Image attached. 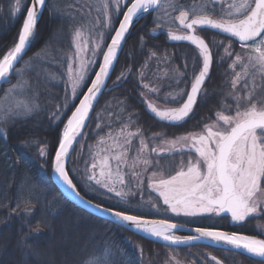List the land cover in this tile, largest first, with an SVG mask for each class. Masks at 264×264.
<instances>
[{
    "label": "trees",
    "instance_id": "16d2710c",
    "mask_svg": "<svg viewBox=\"0 0 264 264\" xmlns=\"http://www.w3.org/2000/svg\"><path fill=\"white\" fill-rule=\"evenodd\" d=\"M21 2L22 5H30V0ZM48 3L49 7L38 25L31 48L17 66L28 72L27 78L36 93L38 107L27 119H17L14 125L9 124L7 138L0 135V264H86L87 259L106 244L110 246L111 258L117 264H142L136 255L135 242L145 247V254L151 258L152 264H163L168 254L189 264H216L212 256L217 257L221 264H253L245 255H234L218 247L204 244L175 247L142 238L86 213L59 192L52 181V165L58 140L62 138L67 119L79 104L98 67L96 64L88 70L86 83L78 89L77 97H66V91L70 93L65 75L67 58L74 52L72 34L80 23L90 26L97 18L104 20V17L97 10L102 0H48ZM178 3L187 8L201 3V0H178ZM12 4L14 0H0V56L14 46L26 17L25 10L17 18L11 17ZM51 5L56 7L52 8ZM125 5L122 4V11L130 5L129 0ZM169 11L170 15L160 9L150 13L129 36L110 78L109 91L100 99L68 165L70 178L85 198L106 207H127L142 217L155 216L149 213L147 206L137 205L134 200L130 203L120 201L114 193L88 181V169L93 162L98 141L101 137H107L109 132L115 135L130 116L133 118L131 129L134 131L140 127L149 146L161 143V139L172 140L191 132H201L206 124L215 121L216 113L222 110V106L235 103L231 99L230 85L233 70L229 65L232 59L225 55V48L231 43L233 54L244 51L232 39L198 29V34L205 38L213 54L210 79L186 122L168 124L160 121L148 110L147 103H153L158 110L178 107V103L171 102L169 94L189 91L201 65L198 49L167 41L169 27L179 31L178 21H174L179 11ZM157 16L162 19L155 20ZM113 18L114 27H117L122 15H113ZM157 23L161 25L159 28ZM109 35L105 45L110 40ZM153 52L155 56L150 55ZM194 59L196 69L193 67ZM239 70L237 67L236 71ZM15 83L16 77L13 76L10 83L0 85V107L5 104V91ZM144 84L158 91L150 92L143 87ZM165 97H169L168 102H165ZM65 103L67 108L60 121H51V113L58 105ZM154 136L155 142L152 141ZM25 140L29 141L26 145L22 143ZM109 144H112L111 140L107 141L105 147H109ZM42 146H46L45 157L39 153ZM131 147L130 155L133 157L139 147L138 139H133ZM150 158L154 166L149 171L163 177L175 174L182 159L179 153L174 158H166V155L157 157L155 154ZM187 158L185 154V163ZM157 159L159 167H155ZM144 183L146 188L143 191H146L149 187L147 178ZM151 195L154 197V194ZM18 203L19 209L13 211ZM136 206L142 208L143 212L138 211ZM220 219L202 218L197 222L204 227L212 226L229 233L238 232L264 239V218L250 217L242 224L232 225L224 218ZM37 221L42 223L37 225ZM258 225L261 229H258ZM126 238L134 242L127 243ZM22 240H26V243H21ZM115 252L117 257H114Z\"/></svg>",
    "mask_w": 264,
    "mask_h": 264
},
{
    "label": "snow or ice",
    "instance_id": "6c2138e0",
    "mask_svg": "<svg viewBox=\"0 0 264 264\" xmlns=\"http://www.w3.org/2000/svg\"><path fill=\"white\" fill-rule=\"evenodd\" d=\"M129 2L130 6H127L126 11H122L124 0H102L97 10L101 12L104 20L97 18L90 26L77 28L72 35L74 52L67 58L65 75L70 93L66 91V97L68 95L77 97L78 89L85 85L88 68L93 63L88 58L89 51L93 56L99 52L103 63L99 65L95 79L87 88V94L83 95V99L79 100V106L67 119L62 138L58 140L54 156V172L58 179L78 199L84 200L66 170V160L70 156L74 142H77V137L82 135V129L94 102L105 86V80L109 78L114 62L118 60V52L122 50L126 33L133 25L134 18L149 13L150 10L160 9L166 15H170L169 10L179 11V15L174 17V21H178L179 31H173L169 27L167 35L172 41H187L194 45L198 49L202 63L198 74L194 75L189 91L181 90L169 94L171 102L178 103V107L158 110L153 103L148 102V110L154 117L168 124H182L190 117L202 96L206 80L210 78L213 64V54L205 39L198 34V29L212 30L225 35V38H234L244 50L242 53L233 54L231 43L224 50L225 55L232 59L229 67L233 70L230 85L234 105L222 106V110L216 113L215 121L206 124L201 132H191L173 140L161 139L160 142L167 147L154 146L150 152L149 141L145 139L142 129L136 127L133 131L130 127L133 118L128 117V121L115 135L109 132L107 137H101L98 141L99 152L108 154L93 156L87 179L107 192L114 193L120 201L130 203L126 200L128 192L125 191V187L132 181L138 186L143 184L139 179L140 172L135 169L141 164L144 165L143 171L154 166L151 154L174 158L179 153L182 159L175 175L168 178L161 175L156 180L154 178L157 173L153 172L149 178V187L163 199L172 213L185 217L229 214L232 222L236 224H242L250 217L264 218V0H201V3L192 4L187 8L180 5L178 0H164L163 3L161 0ZM46 7H49L48 0H30V6L22 5L21 0H14L10 8L11 17L17 18L22 10L26 11V17L23 19L14 46L0 56V81L10 83L11 78L16 77V83L5 91V104L0 107V135L5 138L8 135L9 124L14 125L17 119H27L38 107L36 93L31 88L30 79L27 78L28 72L18 68L17 64L34 41L39 19ZM113 15L123 16V19L118 21V28L113 26ZM160 19H162L160 16L155 18L157 21ZM160 26L157 23V28ZM102 29L114 32V35H109L110 44L104 45ZM102 45L106 46V51H100ZM150 55L155 56V53ZM193 67L194 69L197 67L195 59ZM237 67L239 71H236ZM143 87L150 92L158 91L148 84H144ZM21 96L25 98H18ZM168 101L169 97H165V102ZM66 108V103L58 105L49 119L59 122ZM109 139L112 144L109 147H102ZM133 139H138L139 147L129 163ZM152 141H156L155 136L152 137ZM22 143L26 145L29 141L25 140ZM39 153L45 157L46 146L40 147ZM185 154L188 157L186 163L183 160ZM155 167H159V159L156 160ZM125 168L130 169V172L126 173ZM127 175H130L131 179L126 181ZM86 203L111 216L112 222L133 231L134 234L151 236L171 245L208 240L216 245H224L223 251L247 256L253 264H264V239L238 232L219 231L211 227H197L194 229L197 235L181 237L175 235L174 230L182 225L169 223L167 220H146L127 207H106L99 203L93 205L91 201ZM19 207L18 203L13 211ZM40 223L42 221H37V225ZM258 229H261L260 225ZM21 243H26V240H22ZM134 247L142 256L143 249L139 245ZM211 259L216 264H221L217 257L212 256ZM86 264L117 262L111 258L110 246L106 244L94 252ZM175 264H179V261H175Z\"/></svg>",
    "mask_w": 264,
    "mask_h": 264
},
{
    "label": "water",
    "instance_id": "95a60500",
    "mask_svg": "<svg viewBox=\"0 0 264 264\" xmlns=\"http://www.w3.org/2000/svg\"><path fill=\"white\" fill-rule=\"evenodd\" d=\"M162 1H163V0H161V2H162ZM29 6H30V5H29ZM129 6H130V5H129ZM46 9H48V7H46V8L43 10V14H42V16H41L40 19H39L38 25H39V23H40V21H41L43 15H44V12L46 11ZM157 10H158V9H157ZM125 11H126V10H125ZM154 11H156V10H150L149 13L141 14L139 17L134 18L133 25L130 26L129 32L126 33V36H125V42H123L122 50L118 52V60H119V57H120V55H121V53H122V51H123V49H124V47H125V45H126V43H127V40H128V38H129V36L132 34V32L134 31V29L139 25V23H140V22H141L146 16H148L150 13H152V12H154ZM122 19H123V16H122L121 20H122ZM38 25H37V28H38ZM118 26H119V24L117 25L116 28H118ZM208 31H212V30H208ZM36 32H37V31H36ZM212 32H215V31H212ZM215 33H217V32H215ZM217 34H219V33H217ZM113 35H114V33H113ZM219 35H222V36L225 37V35H223V34H219ZM202 38H203V37H202ZM204 39H205V38H204ZM229 39H232L233 41H236L234 38H229ZM167 41H168L169 43L187 44V45H190V46H192V47H195L194 45H191V43H190V42H187V41H172L171 39H169L168 35H167ZM205 41H206V40H205ZM236 42L239 43L238 41H236ZM32 43H33V42H32ZM110 43H111V41L109 40L108 44H110ZM206 43L208 44L207 41H206ZM239 44H240V43H239ZM31 45H32V44H31ZM208 45H209V44H208ZM30 48H31V46H30ZM30 48H28V49L26 50V52L23 54V58L27 55V53L29 52ZM209 48H210V50H211V47H210V46H209ZM106 50H107V49L105 48L104 51H106ZM211 52H212V50H211ZM23 58L19 61V63L23 60ZM118 60H117L116 62H114V68H115V66H116V64H117V62H118ZM19 63H18V64H19ZM102 63H103V58L101 57V60H100V64H99V65H101ZM18 64H17V66H18ZM212 67H213V64H212ZM212 67H211V70H210V76H211V73H212ZM114 68L110 70V76H109V78H106V80H105V86L101 89V92H100V94L98 95V99H97V101L94 102L93 109L90 111L89 116H88V118H87V120H86V122H85V127L82 129V135H80V136L77 137V142H74V144H73V148L70 150V156H69V157L67 158V160H66V170H67V171H68V165H69L70 159H71V157H72V154H73L75 148L77 147V145L79 144L80 140H81L82 137L84 136V133H85V131H86V129H87L89 123H90V120H91V118H92V116H93V113L95 112L96 107L98 106V103H99L100 99L102 98V96H103V94H104L105 92L109 91V89H108V84H109L110 78H111V76H112V74H113ZM98 71H99V67H98V69H97L96 72H98ZM96 72H95V73H96ZM94 79H95V74H94L93 78L91 79V81L94 80ZM209 79H210V78H209ZM209 79L206 80L205 85L207 84V82L209 81ZM91 81H90V83L88 84L87 88L91 86ZM5 83H6V82H4V81H0V85L5 84ZM205 85H204V87H205ZM87 88L85 89L83 95H86V94H87ZM189 90H190V89H189ZM83 95H82V98H81V99H83ZM78 106H79V104H78L76 107H78ZM74 111H75V110H74ZM74 111H73V112H74ZM70 117H71V116H70ZM52 181H53V183L55 184V186L57 187V189L59 190V192L63 195V197H64L65 199H67L70 203H72L73 205H75L77 208H79V209L85 211L86 213H88V214H90V215H92V216H94V217H96V218H99V219H101V220H104V221L110 222V223H112V224L118 226L117 223L112 222V221H113V218H112L111 216L107 215V214L104 213V212L98 211L95 207H90V206L86 203V201H91V200L85 198L83 195L80 194V195L84 198V200L81 201L80 199H78V198L75 196V194H73L69 189H67V187H66V186H65V185H64V184L58 179L57 175H56L55 172H54V160H53V165H52ZM91 202H92L93 205L97 204V203H95V202H93V201H91ZM221 216H223V217H231L229 214H222ZM143 219L150 220V221H151V220H163V219H159V218H155V217H143ZM167 221H168V220H167ZM168 222H169V223H175V222H171V221H168ZM233 223H234V222H233ZM175 224H177V225H182V227H178L176 230H174V234H183V235H185V236H189V235H193V236H194V235H197V233L194 231V229L197 228V227H195V226H189V225H184V224H180V223H175ZM120 228H123V227H120ZM123 229H125V228H123ZM214 229H216V228H214ZM125 230H126V229H125ZM216 230L223 231V230H220V229H216ZM127 231H129V232H131V233L134 234V232L131 231V230H127ZM225 232H226V231H225ZM135 235H138V236H140V237H142V238H145V239H148V240H153V241H156V242H159V243H163V244H166V245H169V246H175V247H182V246L193 245V244H204V245H209V246H213V247H218V248H220V249H224V247H225V246L222 245V244H220V245L213 244L211 241H208V240L193 241L191 244L171 245V244H168L167 242H164V241H161V240H157V239H154V238L149 237V236H144L143 234H135Z\"/></svg>",
    "mask_w": 264,
    "mask_h": 264
},
{
    "label": "rangeland",
    "instance_id": "374dc122",
    "mask_svg": "<svg viewBox=\"0 0 264 264\" xmlns=\"http://www.w3.org/2000/svg\"><path fill=\"white\" fill-rule=\"evenodd\" d=\"M126 2H127V0H124V4H123V6L125 5ZM100 20L103 21L102 18H100ZM114 24H115V22H114V18H113V26H114ZM82 26H87V25H86L85 23H80L79 25H77V26L75 27L74 31H75L77 28L82 27ZM102 30H103V32H104V45H105L106 38L108 37V35H109L110 32H109L108 29H102ZM157 30H158V29H157ZM74 31H73V33H74ZM158 31H161V30H158ZM72 35H73V34H72ZM239 46H240V44H239ZM90 47H92V46L90 45ZM104 50H105V46L102 45L100 51H104ZM87 55H88V58H90V59L93 61L92 65L88 68V70H89V69H90V70L93 69V67H95L96 64H98V67H99L100 60H101L102 55H100L99 52H98L95 56H93L91 51H89ZM201 63H202V61H201ZM201 63H200V64H201ZM98 67H97V69H98ZM97 69H96V71H97ZM91 72H92V71H90V74H91ZM197 74H198V73H197ZM92 78H93V77H92ZM109 140H110V139H109ZM172 140H173V139H172ZM109 145H111V144H109ZM105 146H106V144L103 145L102 147H105ZM154 146H158V147H160V148H166V147H167L166 145H164V144H162V143H155L154 145L149 146V152H150L151 147H154ZM97 154H98V155H104V153L99 152V147H98V145H97V148H96V153H95V155H97ZM135 155H136V151H135L133 157H135ZM145 155H148V153H145ZM151 155H152V154H151ZM131 159H132V155H130V152H129V163H131ZM113 163H114V162H113ZM143 168H144V165L141 164V165H139V166L135 169L136 171L140 172V177H139V179H141V180L143 181V184L140 185V186H138L137 183H136L135 181H132L130 184H128V185L125 187V191L128 192V196L126 197V199H128L129 201H132V200L136 201V202H137V203H136L137 205H138V204H142V205H140V206H147V207L150 209V210H149V213L152 214V215H154V216H163L164 214H166V215H168V216H170V217H182L183 215H181V216H176L174 213H172V212L170 211V209L164 204L162 198L155 199L151 194H152V192H153V193H156V192L153 191L150 187H148L146 191H143V190L146 188V184L144 183V180L147 178V180H148L147 186H149V178L152 177V172L149 171V170H151L152 168L149 167L147 171H143ZM178 170H179V169H178ZM178 170H177V171H178ZM124 171H125L126 173H129V172H130V169L125 168ZM148 171H149V173H148ZM146 172H147V173H146ZM150 172H151V173H150ZM147 174H148V175H147ZM173 175H175V174H173ZM160 176H161V175H158V173H157V176H156L154 179L158 180ZM164 178H165V177H164ZM125 179H126V181H127V180H130V179H131V176H130V175H127V176L125 177ZM117 187H119V185H118ZM127 187H129V190H127ZM145 194H146V195H145ZM163 206H166L165 210H164V209H161ZM136 209H137L138 211L143 212V209H142V208H139V207L136 206ZM184 217H185V216H184ZM187 218H188V219H195V217H187ZM204 218H206V217H204ZM197 219H198V217H197ZM195 220H196V219H195ZM212 220H213V219H212ZM181 237H183V236H181ZM132 241H133L132 239H130V238H126V242H127V243H132ZM133 242H134V241H133ZM134 245H139V246L143 249V255L141 256L140 252L137 251V249L135 248V250H136V255L138 256V259H139L140 261H142V264H152L151 258L148 257L147 254H145V253H146V251H145V247H144L140 242H135ZM114 257H117L116 252L114 253ZM173 258H174V259H173ZM175 261H179V264H189V263H187V262H185V261L180 260L179 258H177L176 256H174V255H172V254H168V257L166 258V260H165V262H164L163 264H175Z\"/></svg>",
    "mask_w": 264,
    "mask_h": 264
},
{
    "label": "flooded vegetation",
    "instance_id": "af4514ba",
    "mask_svg": "<svg viewBox=\"0 0 264 264\" xmlns=\"http://www.w3.org/2000/svg\"><path fill=\"white\" fill-rule=\"evenodd\" d=\"M165 178H168V177H165ZM152 194H154L155 199L160 198L157 193H153L152 192ZM166 206H163L161 209L165 210ZM204 217H206L209 220H211V219H213V220L216 219L217 220V219H220V218H224L226 221L229 222V225L235 224V223L232 222L231 217H223V216H214L213 215V216H198V219H202ZM155 218H162L163 220H168V221H171V222L180 223V224L189 225V226L204 227L203 225L198 224L197 217H195V219H196L195 220V219H188L187 217H184V216H182V217H170V216L164 214L163 216H157V217L155 216ZM220 220H222V219H220ZM209 227L213 228L212 226H209ZM175 235L185 236L183 234H175Z\"/></svg>",
    "mask_w": 264,
    "mask_h": 264
},
{
    "label": "bare ground",
    "instance_id": "6f19581e",
    "mask_svg": "<svg viewBox=\"0 0 264 264\" xmlns=\"http://www.w3.org/2000/svg\"><path fill=\"white\" fill-rule=\"evenodd\" d=\"M149 237H151V236H149ZM152 238H154V237H152ZM154 239H156V238H154ZM158 240V239H157ZM162 241V240H161ZM165 242V241H164Z\"/></svg>",
    "mask_w": 264,
    "mask_h": 264
}]
</instances>
